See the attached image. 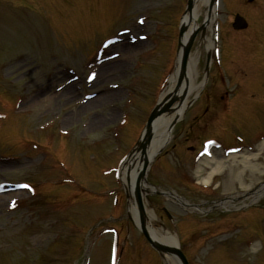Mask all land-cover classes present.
Masks as SVG:
<instances>
[{
  "label": "rangeland",
  "instance_id": "374dc122",
  "mask_svg": "<svg viewBox=\"0 0 264 264\" xmlns=\"http://www.w3.org/2000/svg\"><path fill=\"white\" fill-rule=\"evenodd\" d=\"M218 5L208 72L202 33L191 48L193 81L206 79L204 87L191 91L146 174L201 212L147 192L144 201L153 227L175 234L190 264H264V191L247 193L264 181V0ZM184 7L185 0H0V111L7 114L0 183H11L0 187V264H82L87 242V264H111V225L118 264H165L128 215L117 174L175 70ZM235 12L247 18L246 30L232 29ZM221 156L222 170L204 185ZM26 180L38 191L20 185ZM221 206L237 211L231 217Z\"/></svg>",
  "mask_w": 264,
  "mask_h": 264
},
{
  "label": "bare ground",
  "instance_id": "6f19581e",
  "mask_svg": "<svg viewBox=\"0 0 264 264\" xmlns=\"http://www.w3.org/2000/svg\"><path fill=\"white\" fill-rule=\"evenodd\" d=\"M207 3H208V0H195L192 10L190 12H187L183 19L184 22L186 23L185 31L187 29L188 30L184 32V34L181 36V43H180V48H179V58H178L177 66L175 70L176 73L174 77L170 79L169 87L162 94L161 101H160V104H163L168 98L167 95L172 94L173 96H175L176 103H175V106L169 112H165L161 114L160 116H158L156 121L152 125V134L156 136V131L158 129L159 136H157V139L152 140L153 142H151L152 143L151 147L146 150L147 158L153 153V151L157 147H159L169 137L170 132L168 130V124L173 118L179 116L182 113V111L185 108V104L187 103V98H189L191 94V91H193L196 88H199V84L197 85L193 81V75H194V72H196V66H195L196 60H195V56L192 55L190 57V60L188 61L187 73L185 77L186 81L185 80L183 81V86L181 87V90L175 92V94L172 93V88L174 86V80H175V77L178 71V63L181 60L183 45L188 39V34L190 33L189 31H191L192 28L196 25L197 13H200V11L202 10V6H206ZM206 20L207 22H209L206 28L209 29L212 27L211 24H212L213 18L212 16H209V17L206 16ZM204 38H205V43H206L205 48L206 50H208L212 46L211 40L209 36H207L206 34L204 35ZM97 99H100V97H97ZM232 156L237 157V155H232ZM138 157H139V152L138 151L134 152L133 156L130 157L128 161H126L123 167V170L121 172L122 179L124 183H126V189L128 190V193H129V213L134 217V220L136 223H138L139 221V213L137 210V201H136L135 191L138 190L141 196H144V191L147 190L148 188V186H146L145 184L144 178H140L139 172L141 171L143 158L142 157L138 158ZM214 160H215V164L212 167V170L209 172L208 176L203 179V181L206 183H209L214 173H218L223 168V163L225 159L220 157V158H215ZM126 178H127V181L125 180ZM143 217L151 233L156 238L164 242H168V243L176 241L175 236L170 234L169 232L161 233V230H154V228L152 229L150 228L153 222L154 214L152 210H148L146 206L143 211ZM166 260H167V264H176L174 259L170 256L166 257Z\"/></svg>",
  "mask_w": 264,
  "mask_h": 264
},
{
  "label": "water",
  "instance_id": "95a60500",
  "mask_svg": "<svg viewBox=\"0 0 264 264\" xmlns=\"http://www.w3.org/2000/svg\"><path fill=\"white\" fill-rule=\"evenodd\" d=\"M211 4H212V1L210 2V5ZM191 6H192V2H191V0H189L188 9H191ZM234 26L237 27V28L245 27L246 26V21L240 15H236L235 16ZM198 30H199V28L194 30L190 40L184 46V52H183V57H182V65H181V69H182L181 70V75H183L184 72H185L186 61H187V58H188L190 46H191L192 41L194 39V36L198 32ZM156 114H157V111H154L153 114L151 115L149 121H148V125H147L148 132H149V128H150L151 122H152L153 118L156 116ZM139 205H140V207L142 209V203H141L140 199H139ZM142 230H143L144 234L146 235V237L148 238V240L150 241V243L152 244V246H154L160 252H166V253L173 254L178 259L180 264H188L184 254L182 253V251L179 249V247L177 245L170 246V245H167V244H163L160 241L154 239L148 233V231L145 229L144 226L142 227Z\"/></svg>",
  "mask_w": 264,
  "mask_h": 264
},
{
  "label": "snow or ice",
  "instance_id": "6c2138e0",
  "mask_svg": "<svg viewBox=\"0 0 264 264\" xmlns=\"http://www.w3.org/2000/svg\"><path fill=\"white\" fill-rule=\"evenodd\" d=\"M92 77H89V79H91ZM25 187H28L27 185H25Z\"/></svg>",
  "mask_w": 264,
  "mask_h": 264
}]
</instances>
